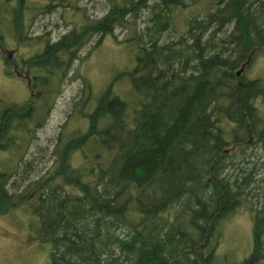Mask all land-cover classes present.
I'll return each mask as SVG.
<instances>
[{"label": "trees", "instance_id": "1", "mask_svg": "<svg viewBox=\"0 0 264 264\" xmlns=\"http://www.w3.org/2000/svg\"><path fill=\"white\" fill-rule=\"evenodd\" d=\"M195 2L49 0L32 17L57 8L60 22L73 23L55 39L48 28L27 36L32 17L26 25L13 9L18 37L44 46L22 59L28 98L0 99V213L29 206L49 264H217L223 220L242 208L254 211L253 244L239 264L264 259V192L255 185L264 161L249 153L264 144V80L245 74L264 46V0H213L177 36V11ZM68 9L79 17L65 20ZM120 28L135 63L95 94L72 64ZM125 76L138 98L131 109L114 90ZM77 79L56 137L38 145L61 86ZM74 114L81 124L67 129ZM10 160L21 166L9 170Z\"/></svg>", "mask_w": 264, "mask_h": 264}, {"label": "rangeland", "instance_id": "2", "mask_svg": "<svg viewBox=\"0 0 264 264\" xmlns=\"http://www.w3.org/2000/svg\"><path fill=\"white\" fill-rule=\"evenodd\" d=\"M62 1L65 2V0ZM75 1L79 5L85 6L89 0ZM212 2L213 0H197L188 8L178 10L174 19V29L177 36L185 30L189 18L203 15L212 6ZM48 4L49 0H0V99L5 102H23L28 98L30 91L26 70L22 68V59L41 51L44 46V41H25L24 38L18 37L14 22H12L13 9L21 7L27 25L32 17L31 12L39 7H46ZM56 9L53 11L43 10L40 13L38 11L31 18L28 30L26 29L27 36L44 33V30L48 28L47 36L50 39H55L73 26V23L71 25L68 22H60L59 10L55 11ZM91 14L94 15V11ZM78 17L76 12L72 15L71 9L64 13L65 20L73 21ZM17 23L18 21L15 22V24ZM114 33L115 37L110 35L104 37L99 45L94 48L91 44L82 47L78 54L79 58L74 60L72 70H70V73L77 71L89 79L95 94L105 88L117 72L130 70L135 63L133 43L120 41L128 36L129 31L120 28L116 29ZM5 57L10 61V64L5 61ZM6 68L12 71L15 68L16 75H7L5 73ZM17 73L21 77H18ZM245 74L251 78L264 80V46L254 58L251 66L246 69ZM79 83L80 80L78 79L63 83L56 95L53 107L48 112L43 124L35 131V143L46 146L56 137L60 125L67 117L66 112L72 98L78 96ZM131 88L133 89L127 76L117 81L114 86L115 92L127 101L130 109L138 99L132 95ZM75 116V114L72 116L74 118L68 124L67 129L81 124V119ZM30 144L32 145L33 142H28L26 149H29ZM249 153L254 160L264 161V144L249 150ZM18 163L15 160H10L3 165L8 166L9 170H14L21 166ZM49 163L44 162L43 165ZM255 177L257 178L255 185L258 186L256 191L259 190L263 193L264 165L259 166ZM253 213L254 211L248 208H242L228 219L223 220L220 240L216 246L215 259L217 264H239L249 256L253 244ZM37 227V218L27 204L15 207L6 213H0V264H49L50 246L40 241L37 235ZM257 264H264V259L259 260Z\"/></svg>", "mask_w": 264, "mask_h": 264}, {"label": "water", "instance_id": "3", "mask_svg": "<svg viewBox=\"0 0 264 264\" xmlns=\"http://www.w3.org/2000/svg\"><path fill=\"white\" fill-rule=\"evenodd\" d=\"M240 71H241V69H240V70H238L237 72H238V73H240Z\"/></svg>", "mask_w": 264, "mask_h": 264}]
</instances>
